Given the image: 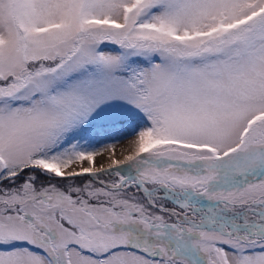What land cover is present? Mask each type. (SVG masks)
I'll list each match as a JSON object with an SVG mask.
<instances>
[{
	"label": "snow or ice",
	"instance_id": "6c2138e0",
	"mask_svg": "<svg viewBox=\"0 0 264 264\" xmlns=\"http://www.w3.org/2000/svg\"><path fill=\"white\" fill-rule=\"evenodd\" d=\"M0 264H264V0H0Z\"/></svg>",
	"mask_w": 264,
	"mask_h": 264
}]
</instances>
